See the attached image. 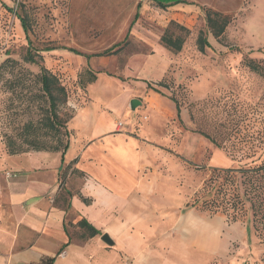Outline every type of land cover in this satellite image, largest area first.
<instances>
[{"label":"rangeland","instance_id":"374dc122","mask_svg":"<svg viewBox=\"0 0 264 264\" xmlns=\"http://www.w3.org/2000/svg\"><path fill=\"white\" fill-rule=\"evenodd\" d=\"M193 5L186 11L160 9L145 0H0V64L8 58L21 61L27 50L15 15L21 13L33 47L55 48L39 53L67 91L60 114L68 119L69 146L77 143L78 155L87 151L91 172L108 162L114 169L123 155L119 144L133 155L123 166L136 172L137 190L144 188L141 218L150 212L152 218L174 217L165 230L172 237L171 264H264V243L252 230L250 212L234 222L199 208L214 196L204 185L211 175L264 159V77L244 66L248 59L264 66V0H196ZM206 10L230 17L223 37L207 30ZM176 26L189 34L182 50L172 53L160 37L166 29L178 32ZM199 32L210 44L203 53L196 48ZM114 45L116 53L89 61L69 51L93 54ZM24 66L39 71L37 65ZM89 73L96 80L82 87ZM15 98L0 82L4 151L6 136L27 119L17 108L25 103ZM132 100L140 101L134 109ZM92 118L105 124L103 133L90 135L82 128L79 120ZM77 166L66 164L60 179L69 174L86 179ZM66 196L60 194L64 205ZM66 224L69 236L81 241L83 230L72 221ZM160 225L144 230L159 237L165 229ZM150 245L163 247L162 241Z\"/></svg>","mask_w":264,"mask_h":264},{"label":"crops","instance_id":"0c3cea01","mask_svg":"<svg viewBox=\"0 0 264 264\" xmlns=\"http://www.w3.org/2000/svg\"><path fill=\"white\" fill-rule=\"evenodd\" d=\"M145 1L186 11L195 8L193 2H196ZM85 55L89 54L79 56ZM98 121L79 120L90 135L104 132L105 124ZM76 144H70L64 153L42 151L17 155H8L0 147V264H42L48 257L54 258L52 264H171L172 237L165 230L173 224L174 217L152 218L150 212L141 218L145 215L140 199L143 200L144 188L137 190L136 172H129L123 166L133 155L127 156L128 151L119 144L123 155H118L114 169L108 167V162L91 172L93 166L88 169L85 165L91 164L89 154L83 151L78 155ZM74 160L78 171L86 173V179L79 180L69 174L62 181L64 166ZM62 193L68 194L65 205L60 199ZM145 208L149 210L151 206ZM81 219L100 232L104 228V233L85 241L71 238L66 221L76 224ZM158 222L165 229L153 238L148 230ZM104 234L113 242L109 246L113 249L104 248L101 240ZM151 240L162 241L163 247L150 245Z\"/></svg>","mask_w":264,"mask_h":264},{"label":"trees","instance_id":"16d2710c","mask_svg":"<svg viewBox=\"0 0 264 264\" xmlns=\"http://www.w3.org/2000/svg\"><path fill=\"white\" fill-rule=\"evenodd\" d=\"M154 3L160 9L169 7L157 1ZM15 15L25 34L28 47L21 61L8 58L0 64V82L5 92L16 97L15 100L25 103L17 108L27 115V119L16 126L13 135L6 136V153L8 155L42 151L64 153L69 146L70 134L66 127L68 119L61 116L60 110L67 102V91L57 76L42 65L43 58L39 53V51H51L55 48L46 47L39 50L33 47L29 39V28L25 16L18 12ZM137 16L138 13L132 23ZM230 20V17L222 13L205 11V26L216 39L223 37ZM176 27L178 32L166 29L160 37L161 44L172 53H179L182 50L189 34L188 29L182 26ZM117 47L118 45H114L101 52L85 55V57L89 59L109 56L118 51L115 50ZM196 48L201 53L206 48H210L203 32H199L196 38ZM69 51L80 55V52L75 50L69 49ZM26 64L37 65L39 71L31 72L24 66ZM244 66L254 74L264 77V66L255 61L245 60ZM95 80V74L89 73L87 80H82L81 85L83 87L86 83L89 84ZM157 85L162 86L163 84L159 82ZM148 87L151 88V84H148ZM174 103L177 116H179V105L176 101ZM72 163H75V160ZM246 166L223 169L221 171L224 172H216L217 175H211L205 180L204 185L210 187L209 192H212L214 196L210 200H203L199 208L212 213H223L234 222L250 212L252 230L264 243V159L258 164L254 161L250 166ZM197 203L198 201L191 207L197 206ZM73 225L83 230L81 234L83 241L100 234V231L85 219ZM53 261V257H48L43 260L42 264H52Z\"/></svg>","mask_w":264,"mask_h":264},{"label":"water","instance_id":"95a60500","mask_svg":"<svg viewBox=\"0 0 264 264\" xmlns=\"http://www.w3.org/2000/svg\"><path fill=\"white\" fill-rule=\"evenodd\" d=\"M139 104H140V101H138V100H132L131 103H130L132 109H134ZM101 240L108 246H112L113 245V242L110 240V238L108 237L107 234L102 235L101 236Z\"/></svg>","mask_w":264,"mask_h":264}]
</instances>
